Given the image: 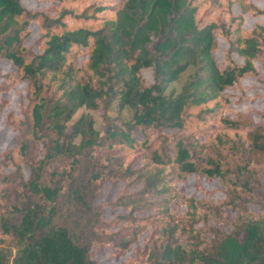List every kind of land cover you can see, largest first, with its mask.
Instances as JSON below:
<instances>
[{
    "label": "trees",
    "instance_id": "1",
    "mask_svg": "<svg viewBox=\"0 0 264 264\" xmlns=\"http://www.w3.org/2000/svg\"><path fill=\"white\" fill-rule=\"evenodd\" d=\"M262 13L253 0H0V194L16 191L0 202V264H97L86 213L111 257L148 229L123 264H264ZM193 176L218 202L178 191Z\"/></svg>",
    "mask_w": 264,
    "mask_h": 264
},
{
    "label": "rangeland",
    "instance_id": "2",
    "mask_svg": "<svg viewBox=\"0 0 264 264\" xmlns=\"http://www.w3.org/2000/svg\"><path fill=\"white\" fill-rule=\"evenodd\" d=\"M253 1L259 7L264 8V0H253ZM235 7L236 6H234V8ZM252 17L264 18V13L254 15ZM34 36L35 35H33L30 40H32L34 38ZM258 68L264 74V65L260 64L258 66ZM179 84H180L179 79L171 82V85H174L177 87L179 86ZM167 90H169V86H168ZM253 106L256 108H259V109L264 108V98H262L261 101L254 103ZM108 111L110 114H115L116 113V103H113L110 106ZM92 113H93L94 118H95V126L99 130H103L102 119L100 118V116L96 112H92ZM128 115H129V110L127 108L121 112V116H123V117H127ZM7 140H8V137H6V136H4L3 138L0 139V149L5 146ZM0 168L1 169L4 168V164H3L1 159H0ZM121 188H122V184H119L118 188L116 186L113 192H110V190H108V189H102L101 191H97V194L95 196L91 197L92 203L95 206L99 207V204L101 202L112 201L115 198V196L119 193ZM177 188H178L179 192H183L185 194H193V195H199L198 193H200L199 192L200 190L203 191L204 188H207V189L211 190L209 197L214 201L217 200V202H218V198H220L222 196L221 191L212 189L213 187L211 185L204 183L202 180H197V178L195 176L188 178L187 183L177 184ZM15 196H16L15 189L12 187L7 188L3 191V193L0 194V202L2 203V202H6L8 200H14ZM262 200H263V196L259 195L255 199V201H253V202H261ZM253 207H257L256 204L253 203ZM146 213H147V211L141 212V214H146ZM108 214H110V211H106V215H108ZM234 214H235V211L233 209L226 207V210L221 215V217L223 218V220H225L226 224H229V220L234 216ZM263 214H264V210H263ZM84 216H85V218H87V217L91 218L90 224L88 226L90 227V229L92 228V230L89 231L90 233H88V235L91 236L92 240L95 241L92 243V245H94V248H97L96 249V251L98 252L96 255V263L97 264H123L126 257L129 255H132L134 250L137 247H140L142 245L143 235L148 232V229H146L143 233L139 234L136 241L134 243H132L130 245L129 249H127L125 252H121L117 257H111L109 255V250L104 249L105 247H103V246H106L105 243L109 237V234H108V232H106L104 230H100V227L98 225L100 218H97L92 213H89V214L86 213ZM73 217H74V214L72 213V209L70 211L63 209L62 212H60L57 215V220L71 224L72 221H74ZM126 235L128 236L129 233H127Z\"/></svg>",
    "mask_w": 264,
    "mask_h": 264
}]
</instances>
